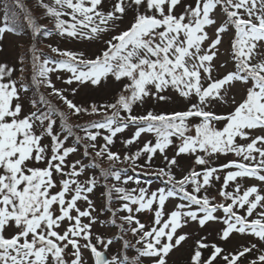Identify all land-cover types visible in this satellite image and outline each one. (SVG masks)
<instances>
[{
    "label": "snow or ice",
    "instance_id": "1",
    "mask_svg": "<svg viewBox=\"0 0 264 264\" xmlns=\"http://www.w3.org/2000/svg\"><path fill=\"white\" fill-rule=\"evenodd\" d=\"M102 2L52 0L49 4L38 0V6L44 9L43 16L54 23L56 33L70 39L102 40V34L115 31L119 26L117 22L128 12L133 14V21L126 30L104 41L106 47L95 58L49 45L51 52L61 57L51 60L33 44L29 48L34 69L32 83L52 89L49 95L63 101L73 114L84 112L102 116L82 128L85 136L77 140L86 139L92 142L91 148L97 149L94 142L100 135L99 130H106L105 143L95 151V157L106 156L110 164L121 161L120 155L109 149L118 133L130 126L136 129L133 137L123 142L126 147L142 133L155 135V144L145 143L135 154L125 155L123 161H131L135 168V161L146 155V164L150 168L153 156L159 152L166 167L156 169L155 174L165 187L149 194L145 188L127 191L113 186L119 198L126 201L119 210L128 215L121 219L129 225L135 224L131 232L139 236L136 244L142 247L131 260L127 257L106 259L91 243V226L96 220L87 194L93 192L96 178L81 183L78 177L87 166L79 160L66 164V158L77 148L65 147L67 137L62 140L54 134L52 114L57 110L41 96L39 102L47 104L49 111L25 115L19 101L20 92L27 91L28 85L21 83L18 89L14 80L2 82L5 76H11L13 69L0 64V264H69L66 259L69 246L75 257L70 264H83L81 239L85 241L83 247L92 253L95 264H141L142 257L151 258L152 264H167L169 254L187 239V234L178 235L177 230L192 221L198 222L201 228L209 222L222 223L225 227L218 234L222 241L238 233L264 243V189L253 185L241 192L240 184L236 183L233 191L227 190L238 178H252L264 185V0H195V6L183 4V0H117L113 9L107 12L102 10ZM15 4L24 13L30 39L49 34V30L38 24L27 11L22 0H15ZM178 6L183 7L179 15L175 13ZM4 7L5 21L11 20L13 26L0 27V39L5 32L17 34L20 31L15 26V13L9 16L8 5ZM209 27L213 30L212 36L207 31ZM230 27L234 29L230 48L235 71L213 79V62ZM42 58L43 63H40ZM49 64L53 67H48ZM37 67L38 72L35 71ZM55 71L71 74L63 82L77 84L70 90L73 95L81 86L98 87L109 77L117 82L126 79L128 83L123 85L114 103L93 105L89 113L55 88L48 79V73ZM237 82L250 86L246 87L244 98L234 110L225 115L211 111L215 104L228 103L227 91ZM168 89L184 100L195 96L196 102L186 111L132 114L133 105L143 102L145 97L166 101L168 97L163 93ZM36 103L33 101V107ZM232 103H235L234 97ZM122 112L126 115H121ZM58 114L66 121L63 113ZM193 117L199 118L200 122L190 127L188 121ZM220 121L225 123L218 129L215 125ZM37 122L42 132L51 137L50 156L48 147L41 143L43 135L35 131ZM91 129H97V132L93 133ZM65 130L71 134L66 123ZM256 130L261 134L253 135ZM173 136L180 144L176 146L175 155L169 158L166 150L172 144L170 138ZM238 138L250 142L237 143ZM230 153L241 159L229 160L219 166L214 164V158ZM181 155L194 157V164L201 170L193 168L177 179L172 167L177 165L176 157ZM33 162H44L46 167L33 166ZM92 165L99 167L95 161ZM66 167L71 171L65 172ZM221 172L224 175L218 195L223 202L213 203L207 195L199 194L202 190L207 192L213 181H220ZM54 173L68 177L61 180L59 191L55 192ZM101 174L105 180L111 177L121 181L124 170H114L110 166ZM132 179L127 176L123 183ZM113 189H109V193ZM137 191L138 195H133ZM170 198L181 202L166 215L164 208ZM80 200L87 202V209L81 210L77 206ZM193 206H196L195 210ZM143 211L154 212L151 226L141 223L133 214ZM218 211H222V217L215 215ZM83 217L89 222L82 223ZM65 221L69 222L68 226L61 232ZM204 239L196 242L191 264H214L217 257L225 264H239L241 258L257 249V244L252 243L224 255L221 247L214 243L209 245ZM96 240L105 249L112 243L111 239L105 242L97 237ZM128 247L125 243L124 248ZM207 248H211V254L203 259L201 250ZM249 264H264V252Z\"/></svg>",
    "mask_w": 264,
    "mask_h": 264
},
{
    "label": "rangeland",
    "instance_id": "2",
    "mask_svg": "<svg viewBox=\"0 0 264 264\" xmlns=\"http://www.w3.org/2000/svg\"><path fill=\"white\" fill-rule=\"evenodd\" d=\"M37 4V0H34ZM45 3H51L52 0H44ZM117 2V0H103L102 7H105L104 10H109V7L113 8L114 4ZM183 4H192L195 6V0H183ZM2 6L3 2L0 0V27H5L3 20H2ZM40 9L35 10L34 13H38ZM183 11L182 6H178L175 10V13L179 15ZM218 11V10H217ZM41 12V11H40ZM32 13V12H31ZM42 19L45 21L44 24H47L49 22H46L49 20L48 18L42 16L39 17V20ZM65 19H67L65 17ZM133 21V14L131 12H128L124 17L118 21V27L115 29V31H109L107 33L102 34V40H88V39H70L66 37H61L58 34L57 35H51L45 40V43L51 47H58L61 50H71L73 52H83L86 57L94 58L96 55L100 53L102 49L106 47L104 41L110 39L113 35L119 34L120 31L126 30L130 23ZM209 36L213 35V30L211 27L207 29ZM234 38V29L231 27L228 30V33L224 36L222 44L219 46L220 52L218 57L214 60V70L212 72L213 79L222 78L229 72L235 71V62L232 59L231 56V40ZM44 42V41H43ZM30 43V40H26L25 37H18L13 35L10 32H5L3 34V39H0V64L7 65L8 68L13 69L11 76H5L4 80L2 82L7 83L9 80H16L18 83L16 84V87L19 89L20 86L18 85L20 81L19 74L21 73L20 70H16V64H22L27 63L29 59V64L27 63L25 70L30 72V80L32 81V74H33V66L31 61V56L29 54V58H26L24 61L21 57V54H23V50L27 49L29 51V48L32 46ZM38 45V44H37ZM206 46V44H205ZM47 46L39 45L40 49H43L45 53H43L44 56L48 58V53L50 55V58L53 60L61 59L57 54L52 53L50 49L46 48ZM21 49V51H20ZM20 52V53H19ZM20 56H19V55ZM19 59V60H17ZM40 63H43V58L41 59ZM221 64H224L225 67H220ZM48 67H53L52 64H49ZM35 71H39V68L37 67ZM18 75V78H17ZM61 77L60 79H57V77ZM71 76L70 73H67L66 71H55V72H49L48 73V79L52 82V84L55 86L56 89H59L62 91L63 95L67 97V99L73 101L77 106L88 109L89 113L91 110V107L93 105H105L114 103L118 96L121 94L123 90V85L125 83H128V81L125 79L121 82H117L114 80V78L109 77L106 81H102L101 85L98 87H83L81 86L79 88V91L73 95L71 93L72 88H76L77 84L74 82L71 85L65 84L63 81L68 79ZM24 83V82H23ZM29 84V82H28ZM206 86V83H205ZM250 86H242L238 82L235 84V86L230 87L226 94V99L228 100V103L225 104L226 110H223V112H219L217 114H227L234 110L235 106H237L242 99L245 96L246 93V87ZM227 87V86H226ZM34 88H38L41 92L35 93L34 91H30L27 95L25 91L20 92V103L23 106V113L25 115L31 113V112H37L40 110L41 112H48L49 108L48 105L45 103H40L39 99L41 96H43L47 101H50L52 106L57 110L56 113L52 114V118L54 119L55 123L53 125V131L54 134L57 135L60 139L65 140V137L67 139L65 140V147H76L77 151L71 153L66 158V164L71 165L75 161L79 160L81 164L87 163L90 165V168H85L83 174L78 177V179L83 183L85 180L95 177L96 178V185L93 189V192L88 193V199L92 202V207L94 208V211L92 212V216L95 217L96 222L92 224L91 226V243L97 248L98 251H103L106 254L107 259H112L113 257H117L118 259H124L127 257L129 260L135 258L137 256V250L142 247V245L136 244L137 239H139L138 235H133L131 232V228L135 227V224L129 225L127 222L123 221L121 217L128 215L126 211H120L119 209L122 208V206L126 203V201H123L119 198V194L116 193L113 189V186L115 187H123L127 191H131L133 188V181H138L136 178H142V177H149L152 172H155V168L160 167L158 165L157 167L153 166V164L150 163L149 165L146 164L147 156L142 155L145 157V160L143 162L140 161V158L135 161L136 167H133V163L131 161L124 162L123 157L125 155L135 154L140 148L143 147V145L149 141L152 137L155 135L152 133H142L139 139H137L134 143L128 145L130 148L128 151H126L124 141L131 139L133 137L134 132L136 129L134 127H128L123 132L118 133L115 137H113L114 143L112 145H109V149L112 152L118 153L121 157L120 162H110L107 160L106 156L104 158H96L95 157V151L98 150L99 146L103 145L105 143L103 136L107 135L108 133L104 129H100V135L97 136V140L94 142L97 145V149H93L90 147V144L92 142L82 139L77 140L78 137H84L85 132L81 129L84 128L86 125L102 119L101 115L97 114H87L84 112H81L80 114H73L72 111H70L67 106L61 101L59 98H57L55 95H49V93L52 91V89L44 87L43 85L37 87L34 86ZM125 95H128V93H124ZM163 95L168 97L166 101H157L153 99L152 97H145L143 102H137L133 105V109L138 112H144L146 114L148 111H145L144 108L149 107H155L158 109V112H166L171 113L175 111H185L188 109V107L196 102L195 96H193L189 100H184L181 98L176 92H174L172 89L166 90ZM235 98V103H232V98ZM39 100V101H38ZM33 101H36V107H33ZM16 101H13V104H15ZM29 103V104H28ZM180 105V106H179ZM215 106H219L218 104L213 105V107L210 109L211 111H215ZM172 107V108H168ZM38 109V110H37ZM163 109H166L165 111ZM155 112V110L153 111ZM58 113H63L64 116L67 118L66 121H62L60 115ZM109 115H111V112H108ZM140 114V113H139ZM123 115V113H121ZM143 115V114H141ZM200 122L199 118H190L188 123L189 126H193L195 124H198ZM65 123L68 125V127L71 128V134H69L65 130ZM224 121H220L216 123V127L218 129L222 128L224 126ZM47 124V121H45V125ZM35 131L38 135H43V139L41 141L42 145L48 147V155H51L50 151V144H51V137L47 136L46 133L42 132L41 127L39 126V122H37ZM93 133L97 132V129H91ZM194 134V132L192 133ZM261 134L259 130H256L253 132V135H259ZM170 139L175 140V144H171L169 148L166 150L167 156L169 158H172L175 155V152L177 150L176 146L180 144V140H178L175 136L171 137ZM156 140H153L151 143L155 144ZM87 152V155L85 154ZM190 163H187L186 161H183L180 163V167L173 166L172 172L175 175L177 179H180L183 175H186L189 171H191L193 168L195 170L200 171V166H197L194 164V157L190 155H181L176 157V159L182 158V157H188ZM154 159L158 162L159 160H163V157L157 152L153 156ZM229 160H239L236 159V156L234 154H228L227 156H219L218 158H214V164L216 166H219L220 164L226 163ZM92 161H95L96 164L99 165V167H93ZM87 165V167H89ZM33 166L36 167H46V164L44 162H40L39 164H35L33 162ZM112 167L114 170H124V175L121 176V181H116L115 179L109 177L107 180L104 179V176L101 174L104 170L108 169L109 167ZM80 165H77V168H79ZM93 167V168H92ZM93 169V171H92ZM159 169V168H158ZM71 171L70 167L65 168V172ZM153 175V174H152ZM155 175V173H154ZM127 176H132L133 179L128 181V183H123L124 179ZM67 176L61 177L59 174L54 173V180L57 184V187L53 189V191H59L60 182L62 179H67ZM158 179L162 181L160 177L157 176ZM243 180L254 183L257 187L264 188V185L261 184V182L252 179V178H242ZM223 182V179L220 181H213V186L208 188L207 192H204L203 190L199 195H207L209 199L213 203L223 202V198L218 195V190ZM139 183V181H138ZM153 187V190L156 191L160 187H165V184L161 183V185L150 183L145 184ZM109 189H113L111 193H109ZM245 189V188H244ZM189 191H191V186L188 188ZM138 195V191L133 193V195ZM110 197V198H109ZM181 201L176 198H170L168 201H166L164 212L167 215L171 211L175 210V205L180 203ZM77 206L81 210H85L88 208V204L84 200H80L77 202ZM155 206V205H154ZM135 207V206H133ZM196 209V206H193V210ZM243 211V210H241ZM113 212H115V216L113 215ZM148 213L152 214L154 217V212L151 211H143L140 213H133L135 217L146 226H151L152 223L149 225V218L150 215H146ZM75 215V212L72 213ZM166 215L164 218H166ZM215 215L222 217L223 213L222 211H218L215 213ZM152 217V218H153ZM82 223H88L89 219L87 217L81 218ZM68 221H65L62 223L60 231L62 232L64 229L68 226ZM225 226L220 222H209L207 223L203 228H201L196 221L189 222L186 226L183 228H180L177 230V234H187V239L181 243L180 246L176 247L167 257V264H191V256L193 255L195 249H196V240H201V238H205L204 242L207 244H212V240L210 239L211 236L218 241L220 245L223 248H227L229 253H234L238 249L241 248V246H250L252 243H254L255 238L248 236V235H240L238 233H233L231 237L227 241H222L219 238V233ZM209 228V231L204 232V229ZM100 237L105 242H107L109 239L112 240V243L108 245L107 249L104 248L102 244L97 243L96 238ZM81 244V254H82V260L83 264H95L94 263V257L90 250L83 247V244L85 241L82 239L79 241ZM125 243L129 245L128 248H124ZM194 243V244H193ZM218 243H216L217 245ZM223 244V245H222ZM256 244V243H255ZM222 248V249H223ZM72 249L71 246L66 250V259L70 261L74 259L75 257L72 255ZM261 252H264V248L260 250V252L253 250L250 254H246L245 257L241 258L239 261V264H249V261L255 259ZM210 253V252H209ZM208 252L204 253V257L206 255H209ZM207 259V258H206ZM222 259V258H221ZM141 264H152L151 258L148 257H142L141 258ZM214 264H225L224 260H216Z\"/></svg>",
    "mask_w": 264,
    "mask_h": 264
},
{
    "label": "trees",
    "instance_id": "3",
    "mask_svg": "<svg viewBox=\"0 0 264 264\" xmlns=\"http://www.w3.org/2000/svg\"><path fill=\"white\" fill-rule=\"evenodd\" d=\"M2 2H3V6H2V20H3V23H4V26L7 24L8 26H13L12 25V23H11V20H9V21H5V12H6V9H5V4H7L8 5V8H7V13H8V15L9 16H11L13 13H15V16H16V25L15 26H17L19 29H20V31H19V33H17V34H13V35H15V36H18V37H25L26 38V40L28 41V40H30V43H34L35 45H36V47L39 49V51L41 52V53H45V51L43 50V49H40L39 48V45H43V46H47L46 48L47 49H50V47L45 43V40L48 38V37H50L51 35H57V33H56V31L54 30V23L52 22V21H50V20H47L46 22H49V23H47V24H44L45 23V21H43L42 19H40L39 20V17L40 16H42V14L44 13V9L42 8V7H39L38 6V4L34 1V0H22V3L25 5V8L27 9V11L32 15V17L36 20V22L38 23V24H40L42 27H46L48 30H49V34L48 35H43V34H41L37 39H35V40H33V39H30V37H31V32H30V30L28 29V26H27V21L24 19V13L20 10V8L19 7H17L16 6V4H15V0H2ZM37 2H38V0H37ZM102 7V6H101ZM38 9H40V11L38 12V13H34L35 12V10H38ZM105 9V7H102V10L103 11H105V12H107V11H111L113 8L111 7H109V10H104ZM32 12V13H31ZM51 38V37H50ZM44 41V42H43ZM38 44V45H37ZM31 45H33V44H31ZM51 50V49H50ZM20 51H21V49H20ZM20 53V52H19ZM29 54H30V56H31V53L29 52V51H27V49H24L23 50V54H21V57H22V59H23V61L26 59V58H29ZM19 55V54H18ZM20 56V55H19ZM50 57V55H49V53H48V58ZM95 58V57H94ZM17 60H19V59H17ZM28 61H29V59H28ZM28 61H26L28 64H29V62ZM255 62V61H254ZM27 63H22V64H16V70L15 71H18V70H20V74H19V79H18V81H20V83L18 84L19 86H20V84L21 83H25V84H27L28 85V87H27V91H25V93H26V95L30 92V91H34L35 93L37 92V93H39V92H41L38 88H34V86L35 85H33V83H32V81L30 80V72H28V71H26L25 70V68H26V65H27ZM17 78H18V75H17ZM16 81V80H15ZM28 82H29V84H28ZM18 82L16 81V84H17ZM40 100V99H39ZM38 100V101H39ZM29 104V103H28ZM219 106H215V113H218L217 111H219V112H223V110H226V106H224L225 104H218ZM180 106V105H179ZM168 108H172V107H168ZM145 109V111H147V110H152V111H154L155 110V112H158V109L159 108H155V107H147V108H144ZM38 110V109H37ZM164 111L166 110V109H163ZM175 111V110H174ZM186 111V110H185ZM213 111V110H212ZM38 113L39 112H41L40 110H38L37 111ZM123 113V112H122ZM140 113V114H139ZM132 114L133 115H141V114H144V112H136L134 109H133V111H132ZM123 115H126L125 113H123ZM221 115H223V114H221ZM151 142L153 141V140H156V137L154 136V137H152L151 139ZM172 140V144H175V140L174 139H171ZM248 142H250V141H245V140H240L239 138L237 139V143H241V144H246V143H248ZM129 146L126 148V151H128L129 150ZM145 157L146 156H141L140 157V161L141 162H143L144 160H145ZM236 159H241V158H239V157H236ZM183 161H186L187 163H190V160H189V156L188 157H182V158H179V159H177V165H175V166H178V167H180V163H182ZM151 164H153V166H155V167H157L158 165H160V167H157V168H155V169H158V168H165L166 167V165H165V161H163V160H159L158 162L156 161V159H152V161L150 162ZM180 164V165H179ZM83 165H88L87 163H84ZM89 167H86V168H90V165H88ZM93 168V167H92ZM120 170H122V169H120ZM92 171H93V169H92ZM154 173L155 172H152V174H150V176L149 177H147V178H145V177H142V178H136V180H138L139 181V183H138V181H133V188H145V189H147L148 190V193L150 194L151 192H153L154 190H153V187H151V186H149V185H145V184H149V182L150 183H154V184H158V185H161V183H162V181L160 180V179H158L157 178V175L155 174L154 175ZM223 175H224V173L223 172H221L220 173V176H221V179H223ZM236 183H239L240 184V186H241V192L244 190V188L246 189L247 187H250V186H253V185H255L254 183H250V182H247V181H245V180H243V179H241V178H238V180L236 181V182H234V183H231V185H230V187L227 189L228 191H233L234 190V188H235V184ZM262 189H264V188H262ZM262 194H264V192H262ZM137 195V194H136ZM155 207V206H154ZM241 214H243V211H241ZM146 215H148V213L146 214ZM150 215V218H149V225H150V223H153V221H154V217L152 216V214H149ZM148 215V216H149ZM153 217V218H152ZM207 231H209V228H206V229H204V232H207ZM211 240H212V244L214 243V244H216V243H218L217 244V246H219V247H221V248H223L221 245H220V243H219V240L218 241H216L212 236H211V238H210ZM256 241H254V243H256L257 244V249H255L256 251H258V252H260V250H262L263 248H264V243H261V242H259L257 239H255ZM198 240H196V242H197ZM195 242V243H196ZM194 244V243H193ZM209 245H211V244H209ZM223 245V244H222ZM202 251V258L203 259H206V258H208L209 257V255L211 254V248H207V249H203V250H201ZM229 250L227 249V248H223V254L224 255H227V254H229V252H228ZM205 252H210L209 253V255H206L205 257L203 256L204 255V253ZM217 261L218 260H223V259H221V257H217V259H216ZM225 262V261H224ZM191 263V262H190ZM188 264V263H187Z\"/></svg>",
    "mask_w": 264,
    "mask_h": 264
},
{
    "label": "water",
    "instance_id": "4",
    "mask_svg": "<svg viewBox=\"0 0 264 264\" xmlns=\"http://www.w3.org/2000/svg\"><path fill=\"white\" fill-rule=\"evenodd\" d=\"M101 253H103V252H101ZM104 254V253H103ZM105 255V254H104ZM105 258H106V256H105Z\"/></svg>",
    "mask_w": 264,
    "mask_h": 264
}]
</instances>
